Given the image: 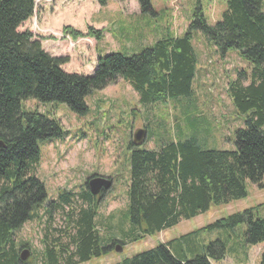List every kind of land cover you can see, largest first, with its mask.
Returning a JSON list of instances; mask_svg holds the SVG:
<instances>
[{
    "label": "trees",
    "instance_id": "1",
    "mask_svg": "<svg viewBox=\"0 0 264 264\" xmlns=\"http://www.w3.org/2000/svg\"><path fill=\"white\" fill-rule=\"evenodd\" d=\"M37 0H0V264H27L15 232L33 220L40 209L49 225L61 213L64 242H44L41 264H80L107 255L118 244L143 240L206 212L246 196L245 182L261 187L264 176V10L263 0H225L226 9L214 26L197 9L182 37L169 32L140 53L126 57L110 53L98 57L90 76L62 70V58L44 52L32 33L18 28L33 16ZM103 3L105 0H100ZM142 14L152 13L150 0H136ZM65 32L69 29L65 28ZM200 32L225 55L235 50L248 61L229 81L226 92L234 110L246 115L245 128L234 131L233 150L205 149L198 126L188 122L187 133L162 141L155 149L130 141L129 186L124 212L129 229L119 238L101 237L96 217L103 195L87 189L61 191L47 200L36 177L40 162L38 141L61 137L59 122L37 111L25 112L22 102L62 103L76 114L85 113V97L121 79L137 93L141 104L189 96L197 57L192 33ZM76 39L81 34L69 31ZM99 39V33H88ZM246 83V84H244ZM144 130L147 133L146 127ZM206 137V135H205ZM141 145V144H140ZM93 177V176H92ZM91 178V177H90ZM89 178V179H90ZM110 179V178H109ZM111 180V179H110ZM244 225V246L264 245V218L250 209L216 220L206 228L231 229ZM226 255V241L215 240L187 257L173 254L170 243L138 253L122 264H211ZM258 264H264V248Z\"/></svg>",
    "mask_w": 264,
    "mask_h": 264
},
{
    "label": "rangeland",
    "instance_id": "2",
    "mask_svg": "<svg viewBox=\"0 0 264 264\" xmlns=\"http://www.w3.org/2000/svg\"><path fill=\"white\" fill-rule=\"evenodd\" d=\"M152 13L142 14L136 0H37L33 16L19 32L32 33L44 52L62 58V70L84 76L93 74L98 57L119 53L126 57L140 53L169 32L182 37L194 12L202 11L207 25L214 26L226 9L225 0H150ZM264 10V0H263ZM65 28L69 30L65 32ZM82 36L74 39L69 31ZM99 33V39L89 31ZM197 63L189 96L141 104L133 88L121 79L85 97L87 111L76 114L62 103L22 102L25 112L37 111L56 119L61 137L38 141L40 162L36 177L43 183L47 200L54 201L61 191L79 192L90 177L111 179L96 217L97 229L105 239L119 238L129 229L124 212L129 186V155L132 133H147L139 148L155 149L162 141L177 140L178 132L187 133L188 122L201 131L197 140L202 148L233 150V133L245 128L246 115L234 110L226 92L229 81L249 63L235 50L221 55L200 32L192 33ZM246 84V83H244ZM206 135V137H205ZM261 187L245 182L246 196L227 204L211 206L206 212L143 240L127 242L120 253L112 251L80 264H122L125 259L170 243L173 254L187 257L202 251L215 240L226 241V255L211 264H258L263 244L246 247L241 241L245 230L206 228L216 220L250 209L264 218V176ZM51 223L40 209L37 216L15 232L14 240L26 246L27 264H41L44 242L64 237L61 213L52 215ZM118 245V244H116ZM115 245V246H116Z\"/></svg>",
    "mask_w": 264,
    "mask_h": 264
},
{
    "label": "water",
    "instance_id": "3",
    "mask_svg": "<svg viewBox=\"0 0 264 264\" xmlns=\"http://www.w3.org/2000/svg\"><path fill=\"white\" fill-rule=\"evenodd\" d=\"M146 136V132L144 129H136L132 133V143L136 146L140 145L144 138ZM0 147H3V144L0 142ZM87 189L90 192L91 195L96 196L100 193L101 190L106 191L111 186V181L101 177V176H94L87 180ZM114 251L116 253H120L122 251V247L119 245H116L114 247ZM27 251L23 250L20 253V260L25 261L27 259Z\"/></svg>",
    "mask_w": 264,
    "mask_h": 264
},
{
    "label": "flooded vegetation",
    "instance_id": "4",
    "mask_svg": "<svg viewBox=\"0 0 264 264\" xmlns=\"http://www.w3.org/2000/svg\"><path fill=\"white\" fill-rule=\"evenodd\" d=\"M106 179H108V180H110L109 178H106ZM111 181V180H110ZM86 184V183H85ZM86 186H87V184H86ZM107 191V190H106ZM22 250V249H21Z\"/></svg>",
    "mask_w": 264,
    "mask_h": 264
}]
</instances>
